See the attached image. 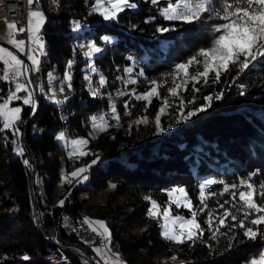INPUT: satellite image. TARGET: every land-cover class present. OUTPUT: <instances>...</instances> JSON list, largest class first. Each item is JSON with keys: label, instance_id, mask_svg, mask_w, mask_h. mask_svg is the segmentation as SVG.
Returning a JSON list of instances; mask_svg holds the SVG:
<instances>
[{"label": "trees", "instance_id": "16d2710c", "mask_svg": "<svg viewBox=\"0 0 264 264\" xmlns=\"http://www.w3.org/2000/svg\"><path fill=\"white\" fill-rule=\"evenodd\" d=\"M89 1L91 3V0ZM133 2L137 3L138 7L125 9L118 14L116 21H106L99 13L89 14L87 2L81 0L62 2L58 13L45 14L46 23L42 28V36L46 55L39 58L36 87L39 107L27 128V144L34 157L35 173L38 177L43 174L46 166H56L68 171L71 165L77 162L66 155L65 148L55 142L54 135L63 125L69 133L85 134L83 126L72 127L73 115L81 111L82 107L98 106L100 103L98 96L91 95L92 83L90 85V82L84 79L88 59L78 48V44L83 42L82 38L97 45L104 44L105 48L109 49L112 65H117V68H111L110 74H105V77L110 78L116 77L122 67L130 65L128 56L145 54V59L134 67L133 74L142 71V77L150 79L154 74L169 70L175 63L184 62L195 54L194 51L198 47L204 45L205 35L199 31L197 22L185 24L180 21H166L157 11L158 6L151 4V0ZM165 4L162 0L159 7ZM216 6H219V0ZM73 9L86 14V25L82 26L81 31L75 30L72 21L68 20L70 13L74 12ZM55 16L66 17L64 28H58L55 22H49L48 19ZM133 25L136 27H132ZM158 27L175 30L161 33L157 31ZM104 37H109V40L105 41ZM70 60L73 61L70 69L71 89L68 83L63 81ZM50 73L55 79H49ZM236 74L237 69L233 68L222 74L219 82L213 83L210 80L205 85L201 81L196 85L200 89L199 92H193L192 84L189 83L187 90L182 91L179 98H173V106L161 116V128L168 129L175 125V130L170 131L160 141L147 140L142 145L135 144L128 148L127 144L133 142L129 133L132 127L130 124L128 129L118 127L115 131L109 127L108 133H100L94 143H88L91 151L88 154L89 159L95 157L97 152H102L99 155L102 162L99 161L88 169L89 177L112 183L121 196L136 197L137 203L130 206L128 213L123 216L119 214L113 194H107L103 202L92 210L94 217L107 223L111 231V245L115 246L126 264H159L165 248L169 254L181 260V264H243L244 257L255 247L264 248V239L246 240L239 230L236 232L238 239L233 241L232 248H228L229 238L224 242H220L218 238L211 239V233L207 231L208 226L204 223L207 213H202L199 217V222L205 229L200 240L168 246L167 240L160 235L157 221L147 215L149 202L139 196L143 193L150 194L163 207L168 202V196L163 190L179 185L186 188L193 204L198 205L197 183L216 173H226L233 169L246 171L244 178L250 173H255L252 180L256 185L264 182V62L257 63L255 67L238 75L244 79L243 95L240 94L241 88L231 85ZM94 76V73L90 75L91 82L94 81ZM13 85L12 82L0 81V103L7 91L14 90ZM61 87L63 92L60 91ZM147 88L148 84L142 82L135 89L139 93ZM49 89H52L55 98L63 103L57 104L50 99L52 93ZM22 93L26 92H20ZM216 93H222L221 98L213 99L205 111L186 122H177L180 99L187 102L195 97L194 104L186 105L188 110L197 104H205L204 97ZM23 98L10 103L20 104V118L24 120L30 116L33 108L24 104ZM161 103V99L153 98L146 108L145 102L143 114H153L161 107ZM1 127L0 119V133L5 132L9 136L6 131L8 129ZM113 135L121 137L116 146H111ZM2 151L6 173L12 185L10 192L0 196V226L8 217H23L32 222V230H29V238L27 236L18 242L0 244V249L3 250H0V254L9 256L0 261V264H52V258L64 260L68 264H79L73 254L51 244L48 237L33 223L35 210L32 206L28 170L31 165H25L24 161H28L26 155L20 152L18 157L14 156L12 145L7 141L4 142ZM89 159L86 158L84 162ZM93 185V181H88L84 187ZM221 190L220 184L211 186L212 192L219 193ZM83 197L74 196L64 206L51 205L37 192L36 202L43 225L46 228L57 225V240L77 246L86 253L87 244L77 240L58 223L62 209L69 215L70 221L81 217ZM225 200L230 202L226 207L231 208V197L227 193L209 199L208 204L210 208H217L218 203L223 204ZM171 211L172 214L184 216L189 213L186 209H177L175 205H172ZM134 217H138L142 224L136 231L128 227L129 220ZM229 223L232 222L229 220ZM221 231L227 232L228 229L222 228ZM25 256L28 257L27 260L24 259Z\"/></svg>", "mask_w": 264, "mask_h": 264}, {"label": "snow or ice", "instance_id": "6c2138e0", "mask_svg": "<svg viewBox=\"0 0 264 264\" xmlns=\"http://www.w3.org/2000/svg\"><path fill=\"white\" fill-rule=\"evenodd\" d=\"M87 2V0H86ZM162 0H151V4L157 7V11L166 21H180L185 24H193L204 19L207 14L209 20H218L219 23L212 25V39L209 46L200 47L195 54L190 56L187 61L176 63L172 73L164 74L165 77H170L172 87H168V96L161 97L159 89L167 84V79H156L149 81V88L146 91L137 93L136 89L131 90L137 100L145 101V107L151 104L153 98L161 99V107L155 117V125L160 132L166 131L161 128V116L172 107V99L179 98L182 91L187 90V85L192 84L193 92H199L196 87L201 81L207 85L211 80L213 83L219 82L222 74L237 69V75L245 72V70L255 67L257 63L264 62V0H219V6H216L217 0H164L166 6L159 7ZM29 10L27 12L26 27H18L16 21H5L6 30L0 39H6L15 51L7 47L0 46V63L3 68L0 72V81L12 82L15 81V90L10 91L8 97L0 103V119L3 120L4 129H13L15 135H19V129L15 127V122L20 119L21 108H9V102L21 99L17 93L26 92L27 95L23 98V103L31 105L33 112L36 110V103L33 97V92L27 83L20 82V78L29 71H35L40 64L39 56L44 53L45 42L42 36V28L46 23V16L42 10L32 9L34 3H39V0H27ZM137 3L133 0H95L91 4L90 13H99L106 21H116L118 14L125 9H136ZM74 29L81 27V21H72ZM132 27H136L133 25ZM174 28L158 27L157 31L164 33L173 31ZM27 32V44L23 39H17L18 33ZM105 41L109 37L103 38ZM84 47V45H80ZM87 51L83 53L86 57H93L94 54L100 53L102 49L95 43L89 41L87 43ZM18 53H26L27 59L31 62V67L25 64L20 59ZM73 61H68V70L65 71L63 81L68 83L71 89V73L70 69ZM92 72H96L93 65H88ZM195 68V74L190 73V69ZM202 69V70H201ZM132 67H126L124 72L131 74ZM214 74V76H213ZM141 71L135 76L129 75V79L124 80L125 87L130 84H136V76H143ZM49 79L55 77L49 74ZM85 79L89 80L91 85V77L86 75ZM180 80L177 83V80ZM235 79V77H233ZM106 83V78L100 75L99 86L102 88ZM241 95L244 94L243 86H241ZM52 95L49 97L55 103H63L55 98V92L49 89ZM64 91L63 87L60 89ZM92 96L99 95V89L90 87ZM124 92H118V95H124ZM222 93L205 96V104L200 107L192 108L187 111L186 115L183 110L186 105L195 103V97L192 100L185 102L180 99L178 110L181 112V117L177 119H190L197 113L205 111L211 104L213 99H220ZM67 100V97L64 98ZM127 108V103L125 104ZM128 114V113H126ZM112 118L119 121L120 117L116 112L115 104H111ZM135 123H148L146 116L141 117ZM111 125L108 123L105 116L93 117L92 127L95 132H104ZM66 134L60 133L57 137L59 140H64ZM71 150L69 155L86 156L89 153L83 148L88 144V140L77 138L70 142ZM18 152H23L22 148L17 149ZM101 157L97 156L89 165L76 169L67 176L62 177L63 180L70 182L69 177L76 178L84 174L78 183H83L88 179V169L97 164ZM25 165L29 161H24ZM255 173H250L247 178H241L238 183H226L214 179H205L198 185L199 205H194L191 197L188 195L186 188L183 186H174L163 191L168 196V202L165 206H161L158 201L152 196L145 195L143 199L149 202L150 206L147 210V215L150 219L156 220L161 229L160 235L163 239L175 244H184L186 242L195 243L200 240L205 229L199 222V217L202 213H207V218L204 221L207 224V231L211 233V239L215 240L219 236H228V248L234 246L233 241L238 239L237 230L243 233L246 240L255 241L264 239V182L256 185L252 176ZM214 184L222 185V190L219 193L211 191V186ZM115 187V185H110ZM230 194L231 208L226 207L230 202L225 200L223 204L217 205V208H210L208 201L215 198L217 195L224 196ZM258 200L261 201L258 203ZM64 200L59 201L60 205L64 204ZM172 205L177 209L183 208L188 210L190 216L173 215L171 211ZM67 219V218H65ZM229 220L232 223H229ZM83 224L88 225L89 229L99 236L105 243L101 247H93V251L101 257L104 264H126L120 258L119 253L109 255L111 249V231L104 220H93L89 217L83 218ZM222 228H227V232L221 231ZM75 231V229H73ZM173 259L177 257L173 256ZM28 259L27 256L24 257ZM99 264V262H97ZM247 264H264V250L258 256H254L247 261Z\"/></svg>", "mask_w": 264, "mask_h": 264}, {"label": "rangeland", "instance_id": "374dc122", "mask_svg": "<svg viewBox=\"0 0 264 264\" xmlns=\"http://www.w3.org/2000/svg\"><path fill=\"white\" fill-rule=\"evenodd\" d=\"M69 1L70 0H39V3L33 4V9L42 10L44 12V14H56L60 11L62 2H69ZM81 2L85 3L86 0H81ZM94 2H95V0H91V3L89 0H87V4H88L87 9L88 10L91 9V4ZM164 6H166V4L162 5V7H164ZM28 10H26V12H25V22H24V25H21L22 27H26V25H27V12H28ZM73 10H74V12L70 13L71 17L68 20L70 22L74 21V20L81 21V27L79 29H75L77 31H81L82 26L86 25V23H85L86 14L84 15L81 12H77L76 9H73ZM53 19H48V20L50 23L55 22L54 24L56 27L64 28V26H65L64 22L66 20V17L64 18L62 16H55ZM219 22L220 21H218V20H209L207 14L204 16V19L202 21L197 22V24L199 26V31L205 35L204 45L200 46V47L209 46V42L212 39V25L219 23ZM21 26H18V27H21ZM72 27H73V25H72ZM5 30H6L5 22L0 21V35H3L5 33ZM182 33L184 34L185 31H182ZM16 38L25 40V42L27 44V32H25V35H23V33H18ZM79 38H82V37H79ZM0 40L4 41L6 44H8L6 39H0ZM81 41H83V42L78 44V48L84 53L88 50L87 49V43L89 41H87L86 39H83V38L81 39ZM8 45L10 47H12L10 44H8ZM80 45H84V47H81ZM0 46L7 47V46L2 45V44H0ZM97 46L100 47L102 49V51L100 53L94 54V56L91 58L87 57L88 65L89 64L93 65L96 69V72H92L89 69V67L87 66L86 72L84 75V79H85L86 75L92 76L93 73L95 74V76L93 77L94 81L91 82L92 83V89H97V88L99 89V95H97V96L99 98L100 103L98 106L90 105V106L82 107L81 111L76 112L73 115V119H72V127H76V126L82 127L83 126L82 128L85 130L86 133L85 134L69 133V132H67L66 127L64 128L65 125H63V128L59 129L54 135L55 142L59 143L60 145H62L65 148L66 155L72 159L77 160V162L73 163L71 165V168L68 171H65L64 168H60V167L58 168L56 166H53V167L46 166V167H44V172L40 177H38L36 175L34 157L31 154L29 147L27 148L26 146H24V143H23V142H25L27 144V128L36 115L35 114L34 117H32V114H33V110H32L30 116L27 119L25 118L23 120V118H20L18 121L15 122V127L19 129V135H15L14 130L11 128L6 130V131H8L9 136H7V134L5 132L0 133V142H1V144H0V196H4L6 193L10 192L11 185H12L10 180L8 179V176L6 173L5 160H4L3 151H2L3 147H4V142L7 141L10 145H12L14 156H17V157L19 156L20 152L17 151L18 148L23 149V153H24V155H26L25 158L27 157L29 164L31 165L28 168L29 174H30L29 175L30 185H32L31 169H32V166H34L35 198H37V192H38V194L41 196V198H43L48 204L60 205L59 201L64 200L65 202L62 205V206H64L66 204V202H68L72 197L74 198V196H76L77 198H79V196H84L83 197V201H84L83 213L81 214V217L70 221L69 215H67V213H64L63 209H62L61 213L59 214V222L58 223H59V226L61 228H63L67 232L71 233L77 240H79L82 243L87 244V246L85 245L86 253L83 251V249H81L77 246H74V245H70V246H73V247L79 249L80 251H82L83 253H85L92 264H97V262H99V264H104V261L101 259V257L98 256L93 251V247H101L105 243V241H103L99 236H97L93 231H91L89 229L88 225L82 223L83 218L89 217L93 220H102V219L94 217L92 215V210L98 204L103 202V200L105 199L107 194H113L114 197L116 198L118 210L120 212L119 214L121 216L128 213L130 206L137 203V201H135L136 197H135V195H133V196H127V195L121 196V195H119L117 193V190L115 187H110V185H113L112 183H109V182L106 183L104 181H101L98 178L89 177L88 171H87V173H85L88 176V179L86 181H84L83 183H78L77 181H78V179H81L84 174H81L80 177H76V178L69 177L70 182L63 180L62 177L67 176L69 173L74 172L78 168H82L86 165H89L93 159H95L97 156H99L102 153V152H97L98 154H96V156L93 157L92 159H89L88 155L83 156L81 158L78 155H69V152L71 150V145L69 142L71 140H74L77 138H84V139L88 140V143L89 142L94 143L96 138L99 136L100 133L101 134L108 133V131H107L108 129L104 132H95L93 130V127H92L93 117H100V116L106 117L108 123L111 125L110 129L112 131L118 130V127H123V128L128 129L129 125L132 124L131 130H129V133L133 137V142H132V144H127L128 148L132 147L135 144L137 146L142 145L147 140H155V142H156V141H160L162 138L164 139V136L166 134H169L170 131L175 130V125H171L170 127H168V129H166V131L160 132L155 125V117H156V114L159 111L160 107L153 114H143V105L145 104V101L137 100L133 95H131V90L133 88H136L137 86H139L142 82L144 84H148V88H149V81L150 80L156 79L159 81L160 79H167V84L164 87L160 88L159 91H160L161 97H164V95H168L167 89H168V87H172L173 84H172L171 78L165 77L164 74L172 73L173 67L176 63L169 70L163 71L162 73H159V74H154L150 79L144 78L142 76H136V77H141V79L136 78L137 79L136 84H130L127 87H125L123 81L129 79V75L135 76L133 74L134 67L137 65L138 62L143 61L145 59V54L141 53L137 57L128 56V58L130 59V62H131L130 65L122 67L121 71L118 74H116V77L110 78V77H105V74H107V73L110 74L111 68L112 69L117 68L116 67L117 65H115V66L112 65L110 51H109V49L105 48L104 44H100ZM200 47H198L197 50ZM7 48H9V47H7ZM10 50H12V49H10ZM197 50H195L194 53H196ZM21 54L26 59L29 67H31V62L27 59L26 53H21ZM42 55L43 56L46 55L45 49H44V53ZM40 56H39V58H40ZM187 60H185V61H187ZM24 63L27 64L25 61H24ZM126 67H132L133 71L131 74H126L124 72V69ZM2 68H3V65L1 63V67H0L1 72H2ZM193 70L196 71L195 68H193ZM193 70L190 69L189 71H190V73L195 74ZM100 75H103L106 78V83L102 88H100V86H99ZM38 77H39L38 69L35 71H29V73H27L26 75H24L20 78V82L27 83L30 80L31 84L33 83L35 85V89H36V87L38 86ZM85 80H87V79H85ZM242 80H244V79L242 77L240 78V76H238L236 74L235 79H233L231 81V85L238 86L239 88H241V86H243V84H244V82H242ZM87 82H89V80H87ZM179 82H180V80L178 79L177 83H179ZM12 83L14 84L12 87L15 90V81H12ZM31 84L29 85V87L32 90ZM93 86H94V88H93ZM14 90L11 89V90L7 91L6 94H4V96L2 97L1 103H3V101L8 97L9 92L14 91ZM146 90H144V91H146ZM263 90H264V87H263ZM118 92H124L125 94L124 95H118ZM43 94H46V93H43ZM126 94H129L130 96H128ZM240 94H241V89H240ZM21 95H23V96H21ZM26 95H27V93H22V94H20V97L23 98ZM35 95L33 94L34 100H35V97L37 98V89H36ZM22 101H23V99H22ZM112 103L115 104L116 112L120 117L119 121L112 118V115H111V104ZM126 103H127V108L125 107ZM201 105H202V103L197 104L194 108L200 107ZM12 107H20V104H11L9 102V108H12ZM31 107L32 106L30 105V108ZM191 109L192 108L187 110L185 107V110H187V111H189ZM185 110H183V114L186 115L187 111H185ZM126 113H128V114H126ZM198 114L199 113H197L196 115H198ZM144 116H146L148 118V123H139V124L135 123V121H137L138 119H140L141 117H144ZM180 117H181V112L178 110L177 119H179ZM61 118H63L62 115H61ZM190 119H180V123L186 122ZM62 121H64V119H62ZM1 125H2L1 128H3V120L2 119H1ZM24 131H25V133H24ZM62 132L66 134L65 139L64 140L57 139L58 135ZM120 138L121 137H119L117 135L111 136V139H113L111 142V146H116L118 141H120ZM83 150L85 152H88V153L91 152L88 144L83 148ZM30 156L33 159V163L30 159ZM86 158L89 160L87 162H84ZM100 161L102 162V160H100ZM244 174H247L246 171H244V170L241 171L238 169H233L232 171H229V172L226 171V173H216L212 177H208L205 179H214V180H218V181L222 180L226 183L232 184V183H238L241 178H244ZM205 179L200 180L197 183V187H198L199 183H201ZM88 181L89 182L93 181L94 185L91 187L90 186L84 187ZM222 187L223 186L221 185V189H222ZM198 193H199V189H198ZM139 196H142V198H143L145 196V194L144 193L139 194ZM259 202H261V201L258 200V203ZM33 208H34V206H33ZM34 210H35V220H33V223L38 227V229L41 231V233H43L44 235L47 236V234L45 232V231H47L48 233L55 236V231L57 229V225L53 224L49 228H46L43 225L44 223H43V220L41 218V212L39 211V208H38V210H36L34 208ZM189 214L190 213H188V215H185V216L186 217L190 216ZM173 215H177V214H173ZM65 218H67V219H65ZM31 224H32V222H30V220L28 218L8 217V219L6 221H4V224L0 226L1 227V229H0V244L5 245V244H8L9 242H18L19 240H23V238H25L27 236L29 238L30 237V235H29L30 231L29 230H32ZM128 227L131 228L132 231L138 230L139 228L142 227L140 219L138 217H134L133 219H130L129 223H128ZM73 229H75V231ZM81 229L86 230V234H85L86 236L77 234V231H81ZM159 231H161L160 228H159ZM83 232H85V231H83ZM87 233L95 234L98 237V241L97 242L94 241V239H93L94 237L87 234ZM81 237H82V239H81ZM55 238H56V236H55ZM228 238H229L228 236H219L218 240L220 242H224ZM56 240H57V238H56ZM86 240H91V243H86ZM58 242L62 245H67V244L61 243L60 241H58ZM88 242H90V241H88ZM167 244H168V246H170L174 243L167 240ZM110 249H111V251H110L109 255H111L112 253H119L114 245H110ZM0 250H2V249H0ZM165 250L166 251L162 252V256L158 262L159 264H181V260H178L177 258L173 259L172 257L174 255L169 254L167 248H165ZM262 250H264V248L255 247L251 253L247 254L244 257L242 263L247 264V261L249 259H251L254 256H258ZM7 258H9V256L7 254H4V253L0 254V261L7 259ZM120 258L123 261H125L121 256H120ZM77 260H78V258H77ZM51 262H52V264H68L64 260L60 261L57 258H52ZM78 262H79V264H81V262L79 260H78Z\"/></svg>", "mask_w": 264, "mask_h": 264}, {"label": "built area", "instance_id": "2783aa9c", "mask_svg": "<svg viewBox=\"0 0 264 264\" xmlns=\"http://www.w3.org/2000/svg\"><path fill=\"white\" fill-rule=\"evenodd\" d=\"M31 7L33 9V5ZM28 9H29V5L26 0H0V21L1 22L16 21L18 22V26L24 25L25 12ZM23 35H25V33H23ZM81 231H77V234L78 235L86 234V230L81 229ZM87 234L93 236L94 241L96 242L98 241V237L95 234L93 233H87ZM86 243H91V240H86Z\"/></svg>", "mask_w": 264, "mask_h": 264}, {"label": "water", "instance_id": "95a60500", "mask_svg": "<svg viewBox=\"0 0 264 264\" xmlns=\"http://www.w3.org/2000/svg\"><path fill=\"white\" fill-rule=\"evenodd\" d=\"M0 44L2 45H5L7 47H9L10 49H12L13 51H15L12 47H10L8 44H6L4 41L0 40ZM19 57L21 59H23L26 63V59L23 57V55L21 53H18ZM28 65V63H27ZM31 88H32V92L33 94L35 95L36 94V89H35V85L32 83L31 84ZM36 96V95H35ZM35 103H36V110L35 112H33L32 114V117H34V115L36 114V111L39 107V101L37 100V98L35 97ZM26 129V128H25ZM25 133V131H24ZM24 135V134H23ZM24 143V146H26L27 148L29 147L25 142ZM30 159L33 163V159L32 157L30 156ZM31 182H32V185H31V198H32V202H33V206L36 210H38V206H37V202H36V198H35V185H34V166H32V169H31ZM47 236H48V240L51 244L55 245V246H58L59 248L63 249V250H66L70 253H72L73 255H75V257L78 258V260L81 262V264H92L89 260V258L87 257V255L85 253H83L82 251H80L79 249L73 247V246H70V245H62L60 244L55 236H53L52 234L48 233L47 231H45Z\"/></svg>", "mask_w": 264, "mask_h": 264}, {"label": "bare ground", "instance_id": "6f19581e", "mask_svg": "<svg viewBox=\"0 0 264 264\" xmlns=\"http://www.w3.org/2000/svg\"><path fill=\"white\" fill-rule=\"evenodd\" d=\"M78 226V225H77ZM79 227V226H78ZM83 237V236H82ZM82 237H81V239H82Z\"/></svg>", "mask_w": 264, "mask_h": 264}]
</instances>
